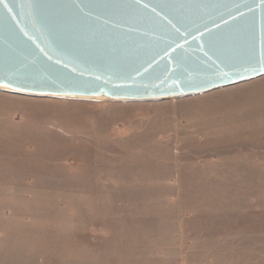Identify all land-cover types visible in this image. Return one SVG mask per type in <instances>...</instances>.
<instances>
[{
	"label": "rangeland",
	"instance_id": "obj_1",
	"mask_svg": "<svg viewBox=\"0 0 264 264\" xmlns=\"http://www.w3.org/2000/svg\"><path fill=\"white\" fill-rule=\"evenodd\" d=\"M0 264H264V75L149 100L0 87Z\"/></svg>",
	"mask_w": 264,
	"mask_h": 264
},
{
	"label": "water",
	"instance_id": "obj_2",
	"mask_svg": "<svg viewBox=\"0 0 264 264\" xmlns=\"http://www.w3.org/2000/svg\"><path fill=\"white\" fill-rule=\"evenodd\" d=\"M264 75V0H0V87L149 100Z\"/></svg>",
	"mask_w": 264,
	"mask_h": 264
}]
</instances>
